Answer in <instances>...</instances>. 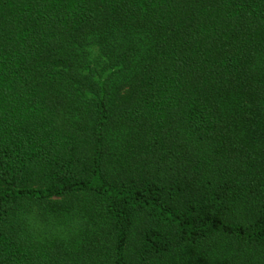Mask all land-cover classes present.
I'll use <instances>...</instances> for the list:
<instances>
[{
    "label": "trees",
    "instance_id": "trees-1",
    "mask_svg": "<svg viewBox=\"0 0 264 264\" xmlns=\"http://www.w3.org/2000/svg\"><path fill=\"white\" fill-rule=\"evenodd\" d=\"M0 264H264V0H0Z\"/></svg>",
    "mask_w": 264,
    "mask_h": 264
},
{
    "label": "rangeland",
    "instance_id": "rangeland-1",
    "mask_svg": "<svg viewBox=\"0 0 264 264\" xmlns=\"http://www.w3.org/2000/svg\"><path fill=\"white\" fill-rule=\"evenodd\" d=\"M71 205H73L72 201L70 202ZM38 217V216H37Z\"/></svg>",
    "mask_w": 264,
    "mask_h": 264
}]
</instances>
